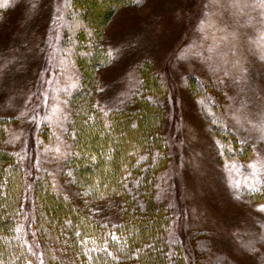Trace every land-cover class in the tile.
<instances>
[{"label": "rangeland", "instance_id": "1", "mask_svg": "<svg viewBox=\"0 0 264 264\" xmlns=\"http://www.w3.org/2000/svg\"><path fill=\"white\" fill-rule=\"evenodd\" d=\"M115 2H0L2 146L37 176L47 232L39 237L31 225L27 196L23 262L100 264L83 257L84 238L108 239L150 197L148 206L167 211L154 249L171 264L184 251L182 264H264V0H124L112 12ZM150 83L159 89L161 138L137 161H164L148 187L127 172L97 198L78 164L82 116L103 118L110 141L123 146L112 120L135 112ZM62 195L78 209L75 221ZM105 243L113 262L103 263L143 264Z\"/></svg>", "mask_w": 264, "mask_h": 264}, {"label": "trees", "instance_id": "2", "mask_svg": "<svg viewBox=\"0 0 264 264\" xmlns=\"http://www.w3.org/2000/svg\"><path fill=\"white\" fill-rule=\"evenodd\" d=\"M117 1L123 3L124 0H116L112 12L115 11ZM112 15V13H109L105 20L108 21ZM167 89L169 92V85H167ZM157 90L159 89H156V86L150 83L148 92L151 96L143 98L135 112L132 114L117 113L119 115H115V119L113 118L112 124L115 121L116 123L119 122L115 128L119 133L125 135L124 141L127 140L123 146L122 143L121 145L118 143L113 144L110 141L109 136L101 126L103 118L99 122H94V120L88 121L89 118L85 115L82 116V120H87V122H80L83 129H81V142L79 144L81 150L79 149L78 152L82 155L78 164L80 171H84L82 181L93 191V196L99 198L100 195L108 194L110 185L116 183L118 176L122 177L127 172L126 177L128 179L132 181L139 178V186H142L143 182V186L146 184L145 187H148L149 178H153L156 169L159 167L158 164L163 163L164 159L159 162L160 158L155 162L156 165L152 163L150 166H146L148 164L147 159L141 162L137 161L141 153L150 152L155 145L159 146L163 111L161 105L155 102L157 99L154 96ZM152 100L155 101L152 102ZM88 108L92 107L89 106ZM101 115L100 113L99 117ZM1 123H5V120L0 118V264H25L23 261L29 258V246L27 245L29 238L26 239L25 235L28 232L20 225L24 215V198L30 196L33 200L34 210L33 220L30 219L31 225L37 229L39 237L43 238L47 234L44 229L45 219L42 216V210L39 209V201L36 199L37 176L28 167H22L14 155L3 149L4 128L1 127L3 125ZM103 132L105 136L102 135ZM109 146L113 147L112 151H109ZM135 151H137L136 154ZM148 159L151 158L148 157ZM123 167L126 168L122 170ZM58 199L61 200L60 205L63 206L61 209L63 213H66L69 219L73 218V221H75L74 215L78 213L75 205L70 202L67 196L62 195ZM145 199L147 200L146 203L134 205L133 210L126 213L123 224L115 228L113 230L115 234L109 236L108 239L104 238L106 235L103 233V237L96 242L90 238L91 236L85 237L83 240V257L86 258L88 255L95 261L100 260L98 262L100 264H105L103 259L112 263L113 260L111 261L108 258L112 254L105 242L112 243L115 240L116 244L122 245L129 254L138 253V259L143 264H171L166 253L161 254L159 250L154 249L160 240L165 239L164 234L167 231L166 224L168 220L167 211L165 212L164 208L156 209L153 206H148L153 200L150 197H145ZM87 222L82 221L80 228L84 229L89 226V222ZM27 223L26 220V226ZM17 229H20V231H17ZM113 237H116V239H113ZM45 248L46 253L47 247ZM183 254V258L174 264L187 263L189 255L187 256L185 251ZM120 255L116 250L115 256L122 257Z\"/></svg>", "mask_w": 264, "mask_h": 264}, {"label": "snow or ice", "instance_id": "3", "mask_svg": "<svg viewBox=\"0 0 264 264\" xmlns=\"http://www.w3.org/2000/svg\"><path fill=\"white\" fill-rule=\"evenodd\" d=\"M262 209H264V205L261 206ZM17 231H20V229H17ZM113 239H116V237H113ZM42 264V262H41Z\"/></svg>", "mask_w": 264, "mask_h": 264}]
</instances>
